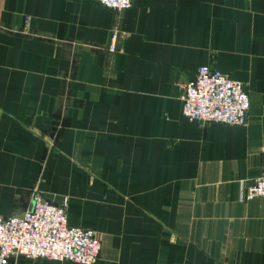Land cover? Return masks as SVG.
<instances>
[{
	"label": "crops",
	"instance_id": "1",
	"mask_svg": "<svg viewBox=\"0 0 264 264\" xmlns=\"http://www.w3.org/2000/svg\"><path fill=\"white\" fill-rule=\"evenodd\" d=\"M203 64L244 85L245 125L184 117ZM263 171L264 0H0V217L39 191L97 264H264V198L241 200Z\"/></svg>",
	"mask_w": 264,
	"mask_h": 264
},
{
	"label": "built area",
	"instance_id": "2",
	"mask_svg": "<svg viewBox=\"0 0 264 264\" xmlns=\"http://www.w3.org/2000/svg\"><path fill=\"white\" fill-rule=\"evenodd\" d=\"M112 11H126L134 0H89ZM119 34L111 36L109 51L118 47ZM250 109L244 85L209 64H203L184 87L183 115L190 122L242 126ZM264 198V171L241 191L242 201ZM68 201L55 205L35 191L31 207L20 215L0 217V264L12 259L97 264L102 243L91 229L72 226Z\"/></svg>",
	"mask_w": 264,
	"mask_h": 264
}]
</instances>
